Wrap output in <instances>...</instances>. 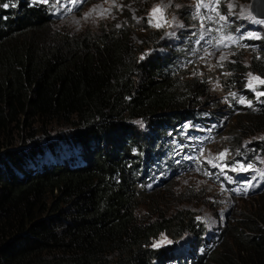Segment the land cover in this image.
<instances>
[{
  "label": "trees",
  "instance_id": "trees-1",
  "mask_svg": "<svg viewBox=\"0 0 264 264\" xmlns=\"http://www.w3.org/2000/svg\"><path fill=\"white\" fill-rule=\"evenodd\" d=\"M132 34L124 23L57 30L49 5L0 0V264H264V187L211 238L189 209L147 210L162 191L140 187L171 163L166 136L184 142L186 124L223 114L202 82L175 75L173 53L140 59L150 36ZM247 45L222 63L229 91L230 74L264 79V42ZM236 122L231 153L261 149L264 104ZM162 234L173 244L152 247Z\"/></svg>",
  "mask_w": 264,
  "mask_h": 264
},
{
  "label": "rangeland",
  "instance_id": "rangeland-1",
  "mask_svg": "<svg viewBox=\"0 0 264 264\" xmlns=\"http://www.w3.org/2000/svg\"><path fill=\"white\" fill-rule=\"evenodd\" d=\"M152 1L153 4L145 3L144 0H83L82 3L74 5L70 0H49L47 5L51 8L54 28L57 30L76 33L86 29L94 31L100 22L113 23L116 27L124 23L131 29L133 38H142L145 34L150 36V40L146 42L149 46V50L145 51L146 56L149 58L160 56L163 49H170L178 59L175 75L179 76L180 80L195 79L202 82L208 89L210 100L221 107L223 116L215 124H209V127L196 128L186 124L184 128H189L190 131L185 133V129H181V132L185 133L184 142H179L177 136L167 135L168 139L174 140L170 153L173 163L179 162V165L169 176L163 175L159 179L147 181L146 186L140 188V191L145 188L147 193L162 191L150 198L147 197L149 198L147 210H150L153 204L159 205L161 202L162 205L159 206L166 203L169 206V212L176 207L189 209L194 213L195 219L200 218L205 229V237L211 238L224 227L234 213L245 212L246 209L254 210L256 204L250 198L255 191L253 192L251 188L264 179L262 175L264 173L263 141L260 142L263 145L262 149L242 146V148H249L251 153L249 159L243 163L252 165L255 171L237 173L225 169L221 172L219 167H213L208 163L210 160L216 164L235 162L231 154L232 141L226 132L230 131L229 128L237 129L238 115H243L246 110L264 104V97L257 99L255 91L246 87L250 79L248 74L251 72L230 74L226 83V86L231 88L230 91L223 87V80H221L224 74L222 63L235 60L242 52L249 53L251 49L245 46L244 41L263 40L264 25H251L252 16L248 11L251 0H221L219 12L228 16V26L223 28L224 22L219 21L216 11L212 9L200 8V16L193 18L197 5L207 0ZM139 4L142 9H146L142 19L135 17V10ZM169 4L170 6L163 11L164 17L168 20L175 17V23L182 24L184 27L161 29L151 27L148 24V16L153 7ZM229 4L234 5L231 12H229ZM177 5L179 7H176ZM215 7L213 4L212 8ZM255 10L259 13L264 12L263 0H256ZM159 15L160 13H156L157 17ZM185 15L187 20L183 18ZM209 16L212 17L211 20L207 19ZM201 24L204 25L203 28ZM230 28L231 30H228ZM209 29L211 31H208ZM165 32H175L176 36L162 38ZM205 32L207 35L204 36V40L196 43ZM251 34L259 38H248ZM221 36H232L233 39H225L218 48L214 47L213 45ZM208 40L212 41L211 44L207 43ZM185 42L187 43L184 44ZM222 56L226 59L221 60ZM253 76L257 75L253 74ZM260 87L262 86H259L256 91H261ZM230 93H236L235 98ZM247 94L249 97L246 98ZM240 98H244L246 103H239ZM247 101H251V107L248 106ZM51 126H53L51 127L53 132L61 129H55L56 125ZM242 131L247 133V130ZM262 136L263 134H260L256 138ZM250 139L245 138V140ZM187 141L190 143H186ZM225 149L228 150L229 157L226 161H221L218 154ZM206 172L209 174L205 175ZM249 175L255 177L251 187L247 183L237 186ZM231 177L237 180L236 185H228ZM245 188L247 192L244 191ZM180 198L184 201L177 202ZM141 209L145 210L144 203L141 204ZM161 239L162 235H159L152 241L151 246ZM200 251L201 249L198 252Z\"/></svg>",
  "mask_w": 264,
  "mask_h": 264
},
{
  "label": "snow or ice",
  "instance_id": "snow-or-ice-1",
  "mask_svg": "<svg viewBox=\"0 0 264 264\" xmlns=\"http://www.w3.org/2000/svg\"><path fill=\"white\" fill-rule=\"evenodd\" d=\"M35 2L47 4V3H49V0H35ZM70 2L74 5H76L78 3H82L83 0H70ZM220 3H221V0H207V2H203V3L198 4L196 13L194 14L193 18L196 19L197 17L200 16V11H199L200 8H209V9L216 11L217 16L219 18V21L224 22L222 24V28L227 27L228 26V16L220 14V12H219ZM213 4H215V6H216L215 8H212ZM169 6H170V4L169 5H163V6H154L153 9L151 10V12L149 13L148 24L151 27L156 28V29H161V28H166V27L167 28H172V27L182 28V27H184V25H182V24L175 23V19H176L175 17H173L172 20H168L166 17H164L163 11L165 9H167ZM3 7H8V5H3ZM176 7H179V5H177ZM233 7H234L233 4L228 5L229 12H231ZM69 11H71V9H69ZM156 13H160V15L157 17ZM207 19L211 20L212 17L209 16V17H207ZM258 23H264V21H258ZM118 27H119V25H118ZM203 27H204V25L201 24V28H203ZM208 31H211V29H209ZM205 35H207V32L201 34L200 38L196 41V43H200L201 40H204ZM175 36H176L175 32H165L164 37H162V38H165V37L173 38ZM248 38H259V37H256L255 34H251ZM225 39L232 40L233 37L232 36H221L219 39H217L216 44L213 46L218 48L224 42ZM211 42H212L211 40L207 41V43H209V44H211ZM146 55H147V53L143 54L140 57V59H144ZM224 59H226V57L222 56L221 60H224ZM248 75H249L250 79H249V82L246 85V87L249 88L250 90L255 91L257 99L264 97V91H256V89L259 86H264V79H262L259 76H253L252 73H249ZM253 81H255V83H253ZM217 86H219V85H217ZM230 95L235 98L236 93H230ZM239 103L244 104V103H246V101L244 100V98H240ZM247 104L249 107L252 106L251 101H247ZM136 123L142 124L141 121H137ZM225 139H227V138H225ZM261 139H264V137H261ZM228 157H229V153H228L227 149H225L224 151H222L218 154V158L221 161H226L228 159ZM188 158L191 159V157H188ZM208 163L212 164L213 167H219L221 169V172H224L225 169H228L232 172H237V173H247L250 171H255V169L253 168L252 165H250V164L245 165V163H243V162H236L233 164H228V163L216 164L210 160V161H208ZM208 174L209 173H207V172L205 173V175H208ZM262 175H264V173H262ZM254 179H255V177H252L250 180H248L246 182L249 187L252 186V180H254ZM244 191L247 192V188H245ZM197 219H200V218L198 217ZM171 243H172V241L168 240L167 237H163V234H162V239L160 241L155 242L152 245V247L158 248V247H161L165 244H171Z\"/></svg>",
  "mask_w": 264,
  "mask_h": 264
},
{
  "label": "clouds",
  "instance_id": "clouds-1",
  "mask_svg": "<svg viewBox=\"0 0 264 264\" xmlns=\"http://www.w3.org/2000/svg\"><path fill=\"white\" fill-rule=\"evenodd\" d=\"M249 11V10H248ZM249 14L252 16V19H250V21H251V25H259V24H261V25H264V23H258V21H264V18L263 17H261V18H255L251 13H250V11H249ZM228 30H231V28L230 29H228ZM244 41V40H243ZM247 42L248 41H244V43H245V46H249V45H247ZM254 44H255V50L257 49V47H258V45L261 43V42H264V39L263 40H253L252 41ZM166 50H164L163 49V52L162 53H164L165 51H167V52H171V53H173L170 49H167V48H165ZM251 51V50H250ZM161 53V54H162ZM161 54H160V56L159 57H161ZM174 54V53H173ZM175 55V54H174ZM234 61H236V59L235 60H233V61H229V62H227V63H229V64H231L232 62H234ZM226 63V64H227ZM207 127V126H206ZM206 127H204V126H200L199 128H206ZM198 128V127H197ZM188 143H190V141L188 142ZM241 149H243V150H245L246 148H242V146L240 147ZM260 149V148H259ZM261 149H262V147H261ZM183 152V151H182ZM247 152H249V153H247ZM231 154H233V157H234V159H235V162H233V163H236V162H244V161H247L248 159H249V156H251V153H250V151H247V149H246V151H238V152H235V153H231ZM238 154V155H237ZM237 156H238V158H237ZM179 157V156H178ZM174 162V160H172L171 161V163L169 164V166L168 165H166V164H164L162 161L161 162H159L158 163V166L155 168V170H156V173L155 174H149L148 175V177H147V180H146V182L147 181H151V180H154V179H159L160 177H162L163 175H165L166 177L167 176H169L170 174H172L173 172H175V170H176V167H177V165H179V162H176V163H173ZM238 176H240L241 177V175H239V174H237ZM242 177H244V176H242ZM252 177L249 175V176H247V178H245V180H243L242 182H240L239 184H237V186H241V185H243L244 183H246L248 180H250ZM230 181L228 182V185H231V186H233V185H236V182H237V180L235 179V178H233V177H231L230 179H229ZM253 181V180H252ZM146 182L141 186V187H145L146 185ZM140 187V188H141ZM264 187V179L262 180V181H260V182H258L256 185H253L252 186V188H251V190H253V192L255 191H259L260 189H262Z\"/></svg>",
  "mask_w": 264,
  "mask_h": 264
},
{
  "label": "water",
  "instance_id": "water-1",
  "mask_svg": "<svg viewBox=\"0 0 264 264\" xmlns=\"http://www.w3.org/2000/svg\"><path fill=\"white\" fill-rule=\"evenodd\" d=\"M255 3H256V0H251L250 5H249V11L255 18H261L260 16H264V14L262 15L258 11L255 10Z\"/></svg>",
  "mask_w": 264,
  "mask_h": 264
},
{
  "label": "bare ground",
  "instance_id": "bare-ground-1",
  "mask_svg": "<svg viewBox=\"0 0 264 264\" xmlns=\"http://www.w3.org/2000/svg\"><path fill=\"white\" fill-rule=\"evenodd\" d=\"M263 1H264V0H263ZM263 13H264V12H263ZM263 13L260 12V14H262V15H263ZM260 17H263V18H264V16H260Z\"/></svg>",
  "mask_w": 264,
  "mask_h": 264
}]
</instances>
